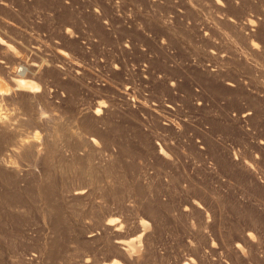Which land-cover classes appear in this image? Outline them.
Returning a JSON list of instances; mask_svg holds the SVG:
<instances>
[{
	"label": "rangeland",
	"instance_id": "374dc122",
	"mask_svg": "<svg viewBox=\"0 0 264 264\" xmlns=\"http://www.w3.org/2000/svg\"><path fill=\"white\" fill-rule=\"evenodd\" d=\"M0 37L56 68L0 132V264H124L141 221L138 264H264V0H0Z\"/></svg>",
	"mask_w": 264,
	"mask_h": 264
},
{
	"label": "bare ground",
	"instance_id": "6f19581e",
	"mask_svg": "<svg viewBox=\"0 0 264 264\" xmlns=\"http://www.w3.org/2000/svg\"><path fill=\"white\" fill-rule=\"evenodd\" d=\"M4 4L2 3L1 5L2 6H5L6 4L5 5ZM6 7L8 8V5H6ZM250 24H252V23H250ZM71 31H72V29L71 30L67 29V31H66V39H68V41H70V42H73L76 38H75L74 34ZM28 40H29V38H28ZM30 42H31L30 44H32V41H30ZM35 43H37V42H35ZM17 45H19V44H17ZM13 46L16 47L15 45H13ZM13 46H11V44H8L7 41L5 42V40H3L0 37V48L2 50L3 56L9 57V58H11V60H13L12 66H10V68L8 66H7L8 68H6V67H4V66H2L0 64V132L7 133L10 130H12L13 122L15 121L16 118L13 116V114L10 112V110L8 108L10 107V109L12 110L13 108H11V107H14L15 108L16 105H19L20 104L19 107L21 109V103L20 102H27L28 105H30V104L34 105L35 108H36V110H35L36 112L34 113L35 118H34L33 122H35V124L38 127L39 126L40 127H43V126H47L48 127V126H50L51 120H49V119H51V118H48L47 117L48 118L47 119L45 117L46 114L43 115L42 110H43L44 103H46L45 101L46 100H49L47 98L50 96V94L48 96V89H46V87H45V82H46V79L48 78V75H49L48 73H50L51 71H56V68L53 66L54 65V63H53L54 60H52L53 62H51V60H50L48 62H42V63H37V62H35V60L29 61V58L30 57H27L28 60L25 59L20 54V52L17 49H14L13 48ZM30 48H32V47H30ZM34 49H36V48H34ZM40 49L42 50L43 48H40ZM56 52H57V56L60 57L61 59H64L65 60V59H67V57H70V56H67V55L63 54L62 51L57 50ZM28 54H29V52H28ZM44 54H43V56H44ZM31 58H32V56H31ZM36 60H38V59H36ZM74 66H75V64H74ZM65 72H66V70H65ZM78 76L80 77V75H78ZM67 81H69V80H67ZM49 93H50V91H49ZM19 107H18V109H19ZM14 111H16V110H14ZM99 111L100 110L97 109V110H95V112H92V114L95 115V116H99ZM90 113H91V111H90ZM52 123H54L53 120H52ZM54 125H55V123H54ZM56 128H57V126H56ZM41 129H43V128H41ZM50 129H52V128H50ZM51 131H53V129ZM38 132H36L34 134H30L29 136H26V135L20 136V139L17 142V146H18L17 149H18V151L21 152V153L22 152H25V151H33L38 156H41V154L43 153V147L45 146V142H42L40 140L41 138L39 137V133ZM10 133H12V132H10ZM52 137L53 136L51 135V138ZM49 140L50 139H48V137H47V139L45 140L46 143H47L46 145H48V142L47 141H49ZM52 141L53 140H51V142ZM57 142H58V140H57ZM90 143H92L95 147H98L97 146V143L98 142H96L95 140H90ZM48 148H49V146L47 147V149ZM19 152L16 151V153H19ZM157 152H158L157 154H159L160 156H162L164 158H167V153L164 151L163 146H160V145L157 144ZM8 160H10V159H8ZM0 168H2L3 171L4 170L7 171L8 174L9 173H18V169H17L16 165L14 163H12L11 160L9 162L5 158H0ZM22 172H23V170H22ZM73 195H75V196H82L83 194H81V193H75ZM139 225H140L141 229H140L139 233L137 234L138 236H137V239L136 240H131L129 242L116 241L114 243L115 248L117 249L118 254H119L118 259L121 260L124 264H138V263H141L145 259V257H146L147 248H149V247H147V244H148L147 241H148L149 237L151 236V232L152 231L150 230L149 225L145 221H141ZM115 231L116 232H121V230H119L118 227H117V229ZM89 238H93V235L90 236ZM236 249L238 250L237 252H239L242 257H246L247 256V252L245 251V249L241 245H239V244L236 245ZM190 262H192V261H190ZM112 264H121V263L120 262H114Z\"/></svg>",
	"mask_w": 264,
	"mask_h": 264
}]
</instances>
